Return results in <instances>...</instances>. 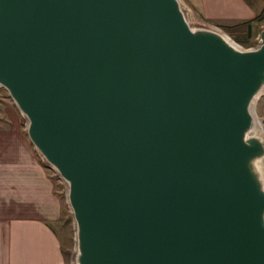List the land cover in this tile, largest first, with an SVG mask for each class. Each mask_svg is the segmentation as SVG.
Masks as SVG:
<instances>
[{"label":"water","instance_id":"water-1","mask_svg":"<svg viewBox=\"0 0 264 264\" xmlns=\"http://www.w3.org/2000/svg\"><path fill=\"white\" fill-rule=\"evenodd\" d=\"M0 84L69 184L77 264H264L258 47L180 0H0Z\"/></svg>","mask_w":264,"mask_h":264},{"label":"crops","instance_id":"crops-1","mask_svg":"<svg viewBox=\"0 0 264 264\" xmlns=\"http://www.w3.org/2000/svg\"><path fill=\"white\" fill-rule=\"evenodd\" d=\"M197 1L204 10L206 1ZM233 3L236 10L225 11V19L252 17L258 12L247 0ZM11 155L0 160V194L8 203L15 199L22 208L4 211L0 207V264H66L61 237L51 224L62 211L51 177L35 152ZM9 187L15 188V194H9Z\"/></svg>","mask_w":264,"mask_h":264},{"label":"rangeland","instance_id":"rangeland-1","mask_svg":"<svg viewBox=\"0 0 264 264\" xmlns=\"http://www.w3.org/2000/svg\"><path fill=\"white\" fill-rule=\"evenodd\" d=\"M180 1L192 26L201 27L202 25L219 29L227 33L239 46L244 48H253L260 45L261 31L264 28V0H247L251 8H258L257 14L260 12L262 14L259 18L251 21L250 30L246 27H241L236 31L229 29L227 25L252 19L255 15L241 19H225V11L236 10V4L233 3L234 0H205L206 6L204 10H202L203 8L201 9V5L197 0ZM256 99L254 109L256 126L254 133L264 138V92ZM28 125L29 118L27 115L21 110L8 88L0 84V160H8L12 156L11 154L15 152H35L38 159L42 161L62 204L61 215L59 218L52 220L51 224L61 237L66 264H77L79 251L77 222L69 201V184L58 169L47 160L34 144L28 133ZM258 165L264 175V156L259 159ZM1 187L3 186L1 185ZM1 190L2 188H0ZM6 190L9 194H15V188L9 187ZM5 198V195L0 194V202H3L0 203V207H3L4 211H8V208H12L15 211L22 208L21 203L15 201V199L8 203ZM29 211L32 210L29 209Z\"/></svg>","mask_w":264,"mask_h":264},{"label":"trees","instance_id":"trees-1","mask_svg":"<svg viewBox=\"0 0 264 264\" xmlns=\"http://www.w3.org/2000/svg\"><path fill=\"white\" fill-rule=\"evenodd\" d=\"M264 11V10H263ZM262 12H260L259 14L255 15L252 19H249V20H244L242 22H238V23H235V24H232V25H227V27H229V29L231 30H237L238 28H241V27H246L247 29L250 30V23L253 19H256V18H259L261 16Z\"/></svg>","mask_w":264,"mask_h":264},{"label":"bare ground","instance_id":"bare-ground-1","mask_svg":"<svg viewBox=\"0 0 264 264\" xmlns=\"http://www.w3.org/2000/svg\"><path fill=\"white\" fill-rule=\"evenodd\" d=\"M194 21V20H193ZM201 23V22H200ZM206 25V24H205ZM202 26V25H201ZM264 92V89H262V91H260V93L257 95V98L259 97V95H261ZM257 101V99H256ZM256 104V103H255ZM255 132V131H254Z\"/></svg>","mask_w":264,"mask_h":264}]
</instances>
